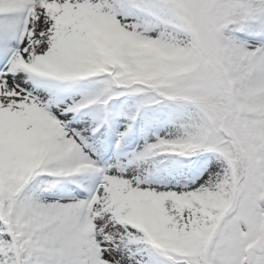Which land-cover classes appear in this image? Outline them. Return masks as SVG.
<instances>
[{"label":"snow or ice","instance_id":"6c2138e0","mask_svg":"<svg viewBox=\"0 0 264 264\" xmlns=\"http://www.w3.org/2000/svg\"><path fill=\"white\" fill-rule=\"evenodd\" d=\"M0 264H264V0H0Z\"/></svg>","mask_w":264,"mask_h":264}]
</instances>
